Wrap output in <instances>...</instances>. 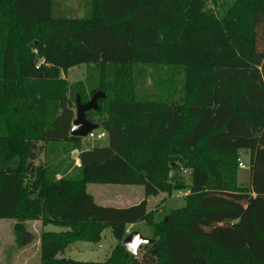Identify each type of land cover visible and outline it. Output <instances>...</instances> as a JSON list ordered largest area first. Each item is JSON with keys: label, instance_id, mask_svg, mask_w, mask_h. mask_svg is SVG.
<instances>
[{"label": "trees", "instance_id": "16d2710c", "mask_svg": "<svg viewBox=\"0 0 264 264\" xmlns=\"http://www.w3.org/2000/svg\"><path fill=\"white\" fill-rule=\"evenodd\" d=\"M63 1L0 0V219L17 221L19 242L28 221L64 228L41 233V264H264V0L221 14L208 0H88L81 17ZM82 64L99 69L91 96L105 93L87 118L100 115L107 143L90 149L70 135L81 83L63 77ZM137 64L182 71V101L140 95ZM60 144L79 150L75 173L36 163ZM89 183L142 185L145 198L99 205ZM184 189L185 205L156 221L148 198ZM140 222L153 242L132 254L122 242ZM107 228L105 261L60 257Z\"/></svg>", "mask_w": 264, "mask_h": 264}, {"label": "rangeland", "instance_id": "374dc122", "mask_svg": "<svg viewBox=\"0 0 264 264\" xmlns=\"http://www.w3.org/2000/svg\"><path fill=\"white\" fill-rule=\"evenodd\" d=\"M237 0H208L207 6L216 14H221L225 9ZM88 0H64L63 7L67 15L83 16L87 7ZM41 62V59H38ZM63 77L70 83L80 82V100L85 103L91 99V91L99 85V69L95 65H79L69 69L63 74ZM133 77L137 85V92L148 98H159L181 102L184 97V73L179 70H173L165 65H141L137 64L133 69ZM91 120L97 123L99 114L91 112ZM107 143V136L101 140L85 137L82 138V148L90 149L97 145ZM67 144L53 146L42 153L38 162L48 164L62 163L63 169L75 173L76 167L80 164L78 158L79 150L67 153ZM239 161L244 163V167L238 169L239 184L241 186L250 185V163L249 151L242 150ZM182 180L185 184L191 183V173L189 170L182 171ZM87 191L92 194L99 205L114 206V201L120 196H126L127 199L137 201L140 196L145 195V189L142 185L126 184H101L89 183ZM189 193L188 189L175 191L172 197H166L164 194L149 197L148 210L158 209L155 220L160 221L164 218L167 211L180 208L185 205L184 197ZM165 201L163 202V199ZM14 219H0V264H41L40 255V236L43 231H62L64 228L53 224L42 225L40 220L26 222V228L23 240L17 241ZM140 230L146 237L152 236V229L145 223H137L133 231ZM117 241L114 238L110 228L105 229L102 238L98 243L78 241L71 243L66 254L60 257L73 258L81 261L103 262L111 254ZM123 244V242H122Z\"/></svg>", "mask_w": 264, "mask_h": 264}, {"label": "water", "instance_id": "95a60500", "mask_svg": "<svg viewBox=\"0 0 264 264\" xmlns=\"http://www.w3.org/2000/svg\"><path fill=\"white\" fill-rule=\"evenodd\" d=\"M105 97L104 91L100 90L93 94L91 99L85 103L80 100V95L77 94L76 114L70 130L71 136L85 138L93 131L101 129L100 124L94 123L87 118V111L99 110L98 99ZM153 242L152 238L144 236L140 231H131L123 239V246L132 254H137L140 246Z\"/></svg>", "mask_w": 264, "mask_h": 264}, {"label": "crops", "instance_id": "0c3cea01", "mask_svg": "<svg viewBox=\"0 0 264 264\" xmlns=\"http://www.w3.org/2000/svg\"><path fill=\"white\" fill-rule=\"evenodd\" d=\"M248 151V150H247ZM241 167V166H240ZM244 167V166H243ZM239 175H238V184H239ZM240 185V184H239ZM241 186V185H240ZM174 195V193L172 194V196ZM172 196H170V197H172ZM145 198V195L144 196H140L139 198H138V200L137 201H133V200H131V199H127L126 198V196H120V197H118L117 199H116V201H114V206L115 207H127V206H131V205H134V204H137V203H139L141 200H143ZM149 199V198H148ZM183 207V206H182ZM135 225H137V223L136 224H131V225H129L128 226V228H130L131 229V231H133V227L135 226ZM152 229V228H151ZM64 230V229H63ZM138 231H140V230H138ZM141 232V231H140ZM142 233V232H141ZM143 234V233H142ZM144 235V234H143ZM145 236V235H144ZM153 237V235L152 236H149V238H152ZM78 242V241H77ZM67 250H69V248H67L66 250H65V252H64V254H66V252H67ZM71 258V257H70Z\"/></svg>", "mask_w": 264, "mask_h": 264}, {"label": "built area", "instance_id": "2783aa9c", "mask_svg": "<svg viewBox=\"0 0 264 264\" xmlns=\"http://www.w3.org/2000/svg\"><path fill=\"white\" fill-rule=\"evenodd\" d=\"M106 136H107L106 132L101 129L93 130L87 135V137L97 139V140H101L105 138ZM239 166L243 167L244 163L239 161ZM130 232H131V229L127 228L126 235H128Z\"/></svg>", "mask_w": 264, "mask_h": 264}]
</instances>
